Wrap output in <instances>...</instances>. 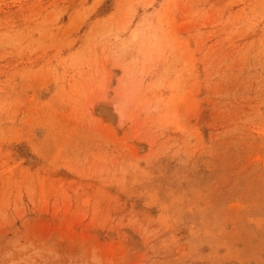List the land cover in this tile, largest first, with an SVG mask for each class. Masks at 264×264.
Masks as SVG:
<instances>
[{"label": "rangeland", "instance_id": "374dc122", "mask_svg": "<svg viewBox=\"0 0 264 264\" xmlns=\"http://www.w3.org/2000/svg\"><path fill=\"white\" fill-rule=\"evenodd\" d=\"M0 264H264V0H0Z\"/></svg>", "mask_w": 264, "mask_h": 264}]
</instances>
